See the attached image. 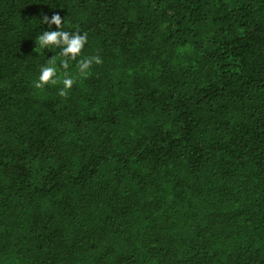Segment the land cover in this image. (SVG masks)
<instances>
[{
    "label": "trees",
    "instance_id": "trees-1",
    "mask_svg": "<svg viewBox=\"0 0 264 264\" xmlns=\"http://www.w3.org/2000/svg\"><path fill=\"white\" fill-rule=\"evenodd\" d=\"M0 264H264V0H0Z\"/></svg>",
    "mask_w": 264,
    "mask_h": 264
},
{
    "label": "clouds",
    "instance_id": "clouds-1",
    "mask_svg": "<svg viewBox=\"0 0 264 264\" xmlns=\"http://www.w3.org/2000/svg\"><path fill=\"white\" fill-rule=\"evenodd\" d=\"M42 23L48 24V30L37 38L39 47L41 50L44 48L56 47L60 49L61 67L67 69L69 67V61L76 60L81 55L84 45L87 42V33H79V31H65L63 30V20L58 13H53L51 18L45 14L41 18ZM55 24L56 30H52L51 26ZM102 63V58L99 55L83 57L77 61V71L82 77L90 75V69L93 64ZM56 57L51 56L48 59L47 64L42 65L38 80L34 82L36 89H43L46 85H57L61 83L63 87L59 90L61 97H67L68 90H70L75 83L73 77L69 76L67 72L64 73L62 79L57 78Z\"/></svg>",
    "mask_w": 264,
    "mask_h": 264
}]
</instances>
